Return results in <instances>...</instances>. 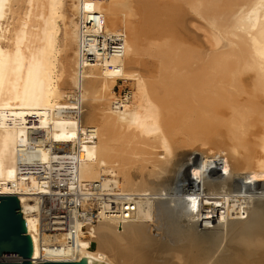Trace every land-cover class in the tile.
<instances>
[{
    "label": "bare ground",
    "instance_id": "obj_1",
    "mask_svg": "<svg viewBox=\"0 0 264 264\" xmlns=\"http://www.w3.org/2000/svg\"><path fill=\"white\" fill-rule=\"evenodd\" d=\"M4 195L33 264H264V0H0Z\"/></svg>",
    "mask_w": 264,
    "mask_h": 264
},
{
    "label": "built area",
    "instance_id": "obj_2",
    "mask_svg": "<svg viewBox=\"0 0 264 264\" xmlns=\"http://www.w3.org/2000/svg\"><path fill=\"white\" fill-rule=\"evenodd\" d=\"M54 178L56 183L52 185L51 190L41 196L39 211L42 222H48V226L44 232L46 240L43 239L42 232L40 245L41 248H47L49 250L61 249L64 246L70 245L71 239L68 232L73 229L72 225L75 217H80L86 211L77 202L76 195L70 194L67 189L63 188L65 186L64 184H58V177L54 175ZM50 192L53 193L50 194ZM95 219H97L96 213H94L93 221ZM66 233L67 235H64ZM47 236H49L48 239Z\"/></svg>",
    "mask_w": 264,
    "mask_h": 264
},
{
    "label": "water",
    "instance_id": "obj_3",
    "mask_svg": "<svg viewBox=\"0 0 264 264\" xmlns=\"http://www.w3.org/2000/svg\"><path fill=\"white\" fill-rule=\"evenodd\" d=\"M33 242L28 225L20 212L17 196H0V256L21 257V261L0 264H33ZM36 264H85L83 261H48Z\"/></svg>",
    "mask_w": 264,
    "mask_h": 264
},
{
    "label": "rangeland",
    "instance_id": "obj_4",
    "mask_svg": "<svg viewBox=\"0 0 264 264\" xmlns=\"http://www.w3.org/2000/svg\"><path fill=\"white\" fill-rule=\"evenodd\" d=\"M125 88H127V89H125ZM129 90H132L131 85L128 84L127 86H125V87L123 88V87H122V82H121V81L119 82V85H117V86L115 87V93H116V94H119V91H120V94H122L123 96H124V95L126 94V92L129 91Z\"/></svg>",
    "mask_w": 264,
    "mask_h": 264
}]
</instances>
